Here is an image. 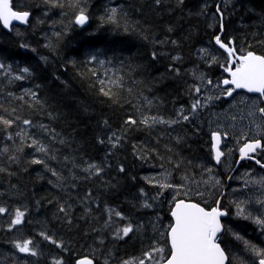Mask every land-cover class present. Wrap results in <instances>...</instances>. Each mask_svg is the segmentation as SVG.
<instances>
[{
    "label": "snow or ice",
    "instance_id": "obj_1",
    "mask_svg": "<svg viewBox=\"0 0 264 264\" xmlns=\"http://www.w3.org/2000/svg\"><path fill=\"white\" fill-rule=\"evenodd\" d=\"M185 4L149 0L157 14L181 19ZM239 4L198 0L187 14L202 21L208 41L185 56L191 32L177 36L172 23L153 31L131 19L132 5L108 0L97 13L92 0H0V29L19 41L18 52L0 54V232L10 246L0 264H264V240L246 239L233 223L264 237V9L248 7L252 23L241 18V30L230 31ZM44 25L42 47L52 55L70 33L80 36L64 67L118 113L98 122L97 155L57 130L60 114L41 83L24 86L49 63L28 39ZM132 37L148 46L146 57L131 53ZM24 53L38 60L15 59L30 60ZM162 61L164 73L145 76ZM165 79L181 81L186 97L171 109L157 95ZM24 165L39 166L37 178L47 177L55 195L13 183ZM137 165L152 171L138 175ZM46 205L51 217L38 219Z\"/></svg>",
    "mask_w": 264,
    "mask_h": 264
},
{
    "label": "trees",
    "instance_id": "obj_2",
    "mask_svg": "<svg viewBox=\"0 0 264 264\" xmlns=\"http://www.w3.org/2000/svg\"><path fill=\"white\" fill-rule=\"evenodd\" d=\"M29 2L35 4L39 3L40 0H29ZM107 2L108 0H92V3L96 5L95 11L97 13L102 11L103 5ZM112 3L113 5L117 3H124L125 6L132 5L131 19L140 20L141 24L146 27H152L153 31H158L164 25L172 23L178 28L177 36L187 35L191 32V39L186 42L184 48L185 56L190 54L189 50L191 47L199 46L208 41V35L205 32L202 21L198 20L195 16L189 17L187 14L189 10L195 12L198 6V0H186L183 19H181V14L179 12H177L176 15H169V12L164 10L160 14H157L149 5V0H112ZM248 7L259 12L261 9H264V0H240V4L238 5L240 11L228 21L230 31L235 29L239 32L241 30V18H243V23L245 24L252 23V18L246 14V9ZM137 8L142 9V15L135 11ZM36 14L39 15L38 10H36ZM54 19L59 18L54 17ZM17 27L23 30L25 26ZM46 29L47 25L42 26L40 30H37L35 35H32L29 31L28 39L33 43V46L38 47L39 53L48 55L50 59L47 65H40L42 71L37 74V78L32 82H24V86L29 87L32 86L33 83H41L43 85L42 95L48 99L50 107L60 114V119L55 122L57 130L74 135L85 150L92 155H97L99 152L95 146L94 137L100 132L98 122L106 116H113L118 119V113H115L106 103L101 102V98H99L95 90L90 87V82L78 76L76 74V69H73L71 66L64 67L66 59L78 56V49L81 42L80 36L75 32L70 33L61 44L58 55H52L47 49L42 47L43 40L41 39V31ZM117 39H119V37H117ZM18 43L19 41L14 35L6 34V30L0 29V54L12 55L18 52ZM128 47L131 49L132 54L141 58L146 57L149 51L148 46L138 37L129 38ZM128 54V52L124 53V55ZM23 55L29 57L30 60H24L21 56H16L15 59L19 60L21 63L38 60V57L31 53H24ZM80 58H82V56ZM141 62L146 63L147 61L146 59H142ZM166 64L167 61H162L155 67L150 68L145 73V76L148 78L159 76L161 73L165 72ZM55 75H59L60 80L64 81V83L62 84L60 80H56L54 78ZM157 87V95L165 100V107L167 109H171L173 98H177L178 103L186 101V97L182 95L183 85L179 80L165 79L159 81ZM15 90L19 92V89ZM24 114L27 115L26 112ZM134 135L142 137L143 133H135ZM196 146L197 145L194 144V147ZM128 159L129 162H131L130 156ZM24 166L28 167V172L25 173L18 169L17 171L20 172L19 178L13 177V183L19 180L22 185L27 186L29 193L35 191L37 197L50 194L49 198H51V196L55 195V190L51 189L50 186L46 184L47 177H45V180H39L37 178V172L41 171L39 166ZM134 171H136L138 175H143L150 173L152 170L146 165L143 168L137 165ZM0 183H3L2 178H0ZM45 211L46 215L50 218L51 210H47V205L46 209L42 210L37 218L44 219ZM2 222L3 221L0 220V223ZM5 240V234L0 232V253L1 251L9 253L10 246L4 242ZM7 253H5V255ZM5 255L2 256L1 254L0 262L4 260Z\"/></svg>",
    "mask_w": 264,
    "mask_h": 264
},
{
    "label": "flooded vegetation",
    "instance_id": "obj_3",
    "mask_svg": "<svg viewBox=\"0 0 264 264\" xmlns=\"http://www.w3.org/2000/svg\"><path fill=\"white\" fill-rule=\"evenodd\" d=\"M243 171V169H241ZM234 224H243L244 231L242 234L245 235L246 239H251L253 242H260L264 240V237H261L259 232L255 229V226L249 224L246 221H233Z\"/></svg>",
    "mask_w": 264,
    "mask_h": 264
},
{
    "label": "rangeland",
    "instance_id": "obj_4",
    "mask_svg": "<svg viewBox=\"0 0 264 264\" xmlns=\"http://www.w3.org/2000/svg\"><path fill=\"white\" fill-rule=\"evenodd\" d=\"M3 252H4V251H1L0 256H1V254H2V256H3V255H5V253H7V252H4V253H3ZM9 254H10V253H7L5 256H7V255H9ZM5 256H4V257H5Z\"/></svg>",
    "mask_w": 264,
    "mask_h": 264
},
{
    "label": "water",
    "instance_id": "obj_5",
    "mask_svg": "<svg viewBox=\"0 0 264 264\" xmlns=\"http://www.w3.org/2000/svg\"><path fill=\"white\" fill-rule=\"evenodd\" d=\"M17 26H22V25H17Z\"/></svg>",
    "mask_w": 264,
    "mask_h": 264
}]
</instances>
